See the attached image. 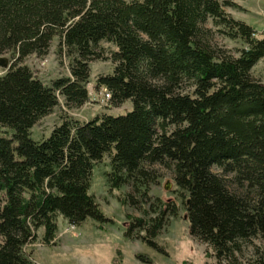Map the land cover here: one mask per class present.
<instances>
[{
	"label": "trees",
	"instance_id": "obj_1",
	"mask_svg": "<svg viewBox=\"0 0 264 264\" xmlns=\"http://www.w3.org/2000/svg\"><path fill=\"white\" fill-rule=\"evenodd\" d=\"M227 7L241 8L233 0H0V57L12 62L0 75V264H34L27 247L40 229L43 243L54 244L61 216L77 226L111 220L90 193L106 155L113 189L149 183L145 164L168 167L191 235L219 262L254 246L244 264H264L254 241L264 238V82L252 75L264 59V31ZM216 33L241 40L239 55ZM55 38L70 75L48 84L24 60L46 56ZM104 43L115 47L109 55ZM105 58L114 71L98 87L116 106L131 100L132 110L87 121L67 115L34 139L32 128L61 97L70 109L88 102L91 63ZM157 201L149 220L129 215L125 235L167 255L155 238L178 205Z\"/></svg>",
	"mask_w": 264,
	"mask_h": 264
},
{
	"label": "rangeland",
	"instance_id": "obj_2",
	"mask_svg": "<svg viewBox=\"0 0 264 264\" xmlns=\"http://www.w3.org/2000/svg\"><path fill=\"white\" fill-rule=\"evenodd\" d=\"M233 1L241 8L227 7V12L252 25L261 36L264 31V0ZM208 26L215 31L218 29L211 20ZM215 39L220 46L230 50L234 55H239V49L243 47L241 40L231 39L219 33L215 34ZM58 43L59 39L55 38L46 56L31 55L24 60V64L48 84L58 77L70 75L69 60L58 54ZM104 46L107 50L106 55H109V50L115 48L110 43H104ZM10 56L4 55L12 64ZM114 66V62L109 58L93 61L88 84L90 92L88 102L80 108L70 109L61 97L60 104L53 112L32 128V137L36 140L46 138L67 115L80 121H87L104 114L118 115L132 110L131 100L116 106L111 102L109 90L97 85L98 78L113 73ZM6 70L0 65V75ZM252 75L264 82V59L253 67ZM145 168L151 171L149 183H145L148 179L141 178L137 184H127L113 189L107 177L111 170V158L106 155L93 170L90 193L96 197L105 215L111 220L99 223L88 219L77 226L62 216L59 217V231L54 244L43 243V229H40L38 239L27 247L34 264H244L255 257V247L245 246L241 253L236 254L235 260L219 262L207 243L191 235L182 191L175 183L173 171L157 163L145 164ZM215 171L221 170L215 167ZM145 191H148L150 199L142 195ZM130 194L137 201L135 204L131 202ZM122 198H126L127 202L123 203ZM159 198L164 202L178 205V214L168 215L165 226L155 238L167 249V255L157 252L136 235L132 238L125 235L127 226L132 221L129 215L149 220L156 216L154 208L157 207ZM138 232L141 235L145 233ZM254 241L256 247L264 251V238L257 237ZM139 255L149 257L152 262H143Z\"/></svg>",
	"mask_w": 264,
	"mask_h": 264
},
{
	"label": "water",
	"instance_id": "obj_3",
	"mask_svg": "<svg viewBox=\"0 0 264 264\" xmlns=\"http://www.w3.org/2000/svg\"><path fill=\"white\" fill-rule=\"evenodd\" d=\"M0 65L5 67L6 69H9L11 66V63L7 57L1 56L0 57Z\"/></svg>",
	"mask_w": 264,
	"mask_h": 264
},
{
	"label": "built area",
	"instance_id": "obj_4",
	"mask_svg": "<svg viewBox=\"0 0 264 264\" xmlns=\"http://www.w3.org/2000/svg\"><path fill=\"white\" fill-rule=\"evenodd\" d=\"M109 95V97H111V94H108Z\"/></svg>",
	"mask_w": 264,
	"mask_h": 264
}]
</instances>
